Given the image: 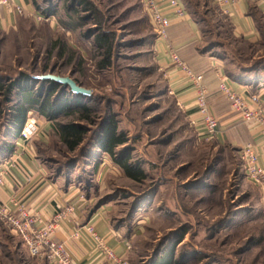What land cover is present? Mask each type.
<instances>
[{
	"label": "rangeland",
	"instance_id": "1",
	"mask_svg": "<svg viewBox=\"0 0 264 264\" xmlns=\"http://www.w3.org/2000/svg\"><path fill=\"white\" fill-rule=\"evenodd\" d=\"M86 1L38 0L39 14L54 12L48 20L23 14L0 32V82L8 86L25 78L10 95L7 87L0 89V153L21 141L16 116L23 105L31 109L25 122L33 119L49 129L47 139L31 140L53 175L65 172L94 189L96 169L104 161L115 165L97 144L102 123L113 115L128 137L131 162H140L148 174L135 181L119 168L99 193L116 205V223L135 231L129 264H154L162 256L170 257L169 264H264V194L245 175L239 149L199 138L176 104L155 62V30L141 0ZM187 1L200 23L203 48L224 58L228 71L264 72V26L258 42L238 39L213 0ZM102 29L116 33L108 69L97 66L102 56L94 34ZM48 73L71 76L92 90L81 102L93 107L98 124L80 121L89 131L74 152L59 141L40 106L22 100L25 90L44 99L49 85L36 78ZM71 91L59 86L53 105L75 101ZM125 146L117 153L123 155ZM1 228L8 240L7 227ZM14 243L23 244L18 237ZM23 248L12 264H30Z\"/></svg>",
	"mask_w": 264,
	"mask_h": 264
},
{
	"label": "crops",
	"instance_id": "2",
	"mask_svg": "<svg viewBox=\"0 0 264 264\" xmlns=\"http://www.w3.org/2000/svg\"><path fill=\"white\" fill-rule=\"evenodd\" d=\"M13 1L24 7L25 15L39 12L38 0ZM156 1L159 9L170 20V25L167 39L158 37L154 32L152 52L166 81L168 91L183 110L189 124L194 127L197 136L203 139L204 126L201 114L195 106L196 94L188 83L185 72L173 63L169 55L170 44L177 50L183 62L205 76L210 95L209 109L220 121V129L215 141L236 150L252 144L259 155L258 165L264 167L263 127L257 123L244 121L232 110L230 101L219 89V82L225 79L238 93L258 92L264 100V72L242 69L228 71L224 58L216 55L211 49L203 48L201 26L187 0H179L178 6L172 5L169 0ZM179 7L183 8V14L178 13ZM216 7L228 21L231 34L235 38L251 43L261 39V30L264 26V0H237L224 7L218 5ZM9 9L0 6V32L14 27L15 23H19L20 16H23ZM144 10L148 14L145 6ZM12 148L10 154L0 153V160L21 154L20 164L12 168V175L7 176L5 184L0 187V202L5 207L15 211L18 205H23L30 214H37L43 220L39 226L63 211L64 218L59 221L54 237L67 244L78 264H111L102 258L90 241L91 238L87 235L80 237L75 235L77 229L86 224L93 225L95 231L117 256L129 264L135 231L116 223V205L110 198H104L99 194L103 189L108 188L107 181L111 175L120 172L119 166L104 161L96 169L93 176L96 182L92 189L82 181L72 179L65 172L53 175L47 161L40 155L37 142L17 141ZM65 206H71L73 210L66 212ZM6 227L4 225V228ZM6 230L13 241L10 238L6 240L0 230V264H12L15 259L19 262L18 255L22 253V247L27 253V258L31 260L30 264H50L45 258L31 256L23 244L19 246L14 243L18 236L13 235L9 229Z\"/></svg>",
	"mask_w": 264,
	"mask_h": 264
},
{
	"label": "built area",
	"instance_id": "3",
	"mask_svg": "<svg viewBox=\"0 0 264 264\" xmlns=\"http://www.w3.org/2000/svg\"><path fill=\"white\" fill-rule=\"evenodd\" d=\"M219 7H224L237 0H213ZM146 7L158 37L167 39L170 20L159 9L156 0H141ZM174 5H179V0H169ZM0 6L13 8L17 13L26 14V10L21 5H17L13 0H0ZM178 13L183 14L182 7L178 8ZM29 15V14H28ZM37 17V20L47 19L52 15L30 14ZM48 20V19H47ZM169 55L173 63L181 68L186 76L188 83L195 92V106L201 114V120L204 126L203 139L205 141H214L217 137L219 128V119L214 116L209 109L208 86L205 82L203 73L196 72L180 58L177 50L169 45ZM220 91L226 95L230 101L231 108L238 113L241 118L250 123H257L264 129V100L258 92L240 94L231 87L225 79L219 82ZM172 93V92H171ZM37 127L33 128L34 125ZM48 128L41 122L30 119L20 129L19 138L23 143L31 141L32 136L47 139ZM239 156L242 162L245 175L254 182L264 194V167L258 165L259 155L252 144H247L239 149ZM21 154L17 157H5L0 160V187L5 184L7 176L12 175V168L20 164ZM73 207L65 206L66 212H71ZM64 218V212L57 213L52 220L39 226L43 220L37 214H30L23 205H18L17 210L11 211L0 202V230L3 223L9 231L18 236L29 254L33 257L45 258L50 264H78L71 250L65 242L58 241L54 237L59 221ZM77 237L87 235L93 246L100 252L102 258L111 264H127V261L118 257L115 251L106 244L104 239L95 231L93 225H83L75 232Z\"/></svg>",
	"mask_w": 264,
	"mask_h": 264
},
{
	"label": "trees",
	"instance_id": "4",
	"mask_svg": "<svg viewBox=\"0 0 264 264\" xmlns=\"http://www.w3.org/2000/svg\"><path fill=\"white\" fill-rule=\"evenodd\" d=\"M86 3V0H80V5L83 4L86 6ZM67 8L69 10L68 13H70L69 15L75 12L72 11L74 8H72L70 5L67 6ZM43 12V14L48 16L54 14V12L50 10V8L49 10H43ZM72 16L73 15H71L70 17L73 18ZM86 18L88 19V17ZM115 43H117L115 32H107L102 29L94 34V44L97 49L101 51L102 56V59L97 64L98 68L108 69L113 65ZM23 80H25L24 77L20 79V82L10 81L8 86H5L0 82V89L2 90L7 87V94L10 95L15 87H20ZM43 82H46L49 85V90L44 96V99L41 100L40 97L35 96V93H33L32 91L30 92L29 90H25L24 94L22 95V100L30 102L34 106H40L41 114L46 115L51 119V121H53L52 128L54 133L58 136L59 141L66 145V148L70 152H74L84 144L86 133L89 131V129L80 121H85L91 125L98 124L96 123L95 118L92 116L94 110L93 107L87 103L81 102L83 99L90 96L73 93L74 95H76L75 101L66 100L63 101L62 104L54 106L52 97L57 92L58 87L63 85L52 81V79ZM63 88L65 89L66 87L63 86ZM29 110L31 109L23 107V105L17 108V134H19L20 129L25 122V114L29 112ZM77 112H79V115L70 121L66 122L56 119L60 114L73 116ZM97 140L98 147L103 152L112 157L114 164L119 166L123 170L124 174H126V177L135 181H142L146 178L148 174L144 170L141 163L131 162L130 149L128 148V146H125L129 142L128 137L127 135H125V133L118 131V123L113 115H111L109 118H106V120L102 123L100 134ZM120 146H125L123 148L124 150H122V152L124 153L123 155L118 154L116 151V149ZM12 147L10 151H8V149L4 150L2 154L6 151L9 152L8 154H10L13 149ZM163 257L164 256H162L160 261H156L154 264H169L170 257Z\"/></svg>",
	"mask_w": 264,
	"mask_h": 264
},
{
	"label": "water",
	"instance_id": "5",
	"mask_svg": "<svg viewBox=\"0 0 264 264\" xmlns=\"http://www.w3.org/2000/svg\"><path fill=\"white\" fill-rule=\"evenodd\" d=\"M38 80H51L55 81L61 85H63L64 87H68L70 88V90H72L71 92L74 94H81L84 96H91L92 95V90L89 88H86L82 85H80L79 83H77V81L71 77V76H61L55 73H48V74H42L37 76Z\"/></svg>",
	"mask_w": 264,
	"mask_h": 264
}]
</instances>
